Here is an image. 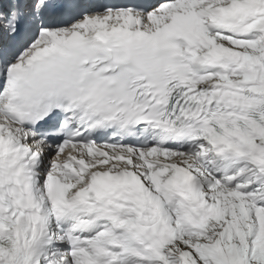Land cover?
Instances as JSON below:
<instances>
[{"label": "snow or ice", "instance_id": "obj_1", "mask_svg": "<svg viewBox=\"0 0 264 264\" xmlns=\"http://www.w3.org/2000/svg\"><path fill=\"white\" fill-rule=\"evenodd\" d=\"M0 264H264V0H0Z\"/></svg>", "mask_w": 264, "mask_h": 264}]
</instances>
